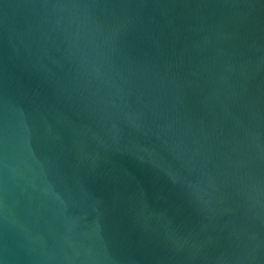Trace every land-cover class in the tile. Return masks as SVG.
I'll use <instances>...</instances> for the list:
<instances>
[{
  "label": "water",
  "instance_id": "1",
  "mask_svg": "<svg viewBox=\"0 0 264 264\" xmlns=\"http://www.w3.org/2000/svg\"><path fill=\"white\" fill-rule=\"evenodd\" d=\"M0 264H264V0H0Z\"/></svg>",
  "mask_w": 264,
  "mask_h": 264
}]
</instances>
